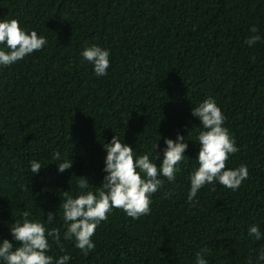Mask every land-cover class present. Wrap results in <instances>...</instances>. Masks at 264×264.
Wrapping results in <instances>:
<instances>
[{"label": "trees", "instance_id": "obj_1", "mask_svg": "<svg viewBox=\"0 0 264 264\" xmlns=\"http://www.w3.org/2000/svg\"><path fill=\"white\" fill-rule=\"evenodd\" d=\"M11 19L47 44L0 66V242L17 243L10 227L27 210L60 230L65 251L49 237L48 254H69L68 264H196L203 248L208 264H256L264 250V0H0V20ZM253 25L261 39L249 46ZM92 44L110 52L105 76L81 56ZM207 97L240 149L226 167L244 164L249 177L236 191L206 184L192 206L203 129L191 112ZM177 133L188 144L185 157L174 182L160 177L149 215L113 209L87 256L63 239V191L75 198L79 176L91 185L85 191L101 186L103 145L113 135L159 166L164 140ZM68 158L71 169L59 172ZM32 160L43 166L37 174ZM48 212H57L52 224ZM253 224L260 240L248 234Z\"/></svg>", "mask_w": 264, "mask_h": 264}, {"label": "clouds", "instance_id": "obj_2", "mask_svg": "<svg viewBox=\"0 0 264 264\" xmlns=\"http://www.w3.org/2000/svg\"><path fill=\"white\" fill-rule=\"evenodd\" d=\"M249 31L252 33L245 43L249 46L257 43L261 37L256 33L259 29L253 25ZM47 44L44 36H39L35 30L30 33L21 28L16 19L0 20V45H6L7 50L0 49V66L9 67L24 59L34 51L42 50ZM84 61L91 63L96 76L107 75L110 67V52L97 44L86 46L81 52ZM191 114L197 117L202 125L198 134L200 150L198 154V167L190 176V190L187 202L195 206V200L199 190L206 184L219 182L222 186L236 191L242 182L248 179L249 169L241 164L232 169L226 164L231 155L240 151L236 146L235 139L224 127L225 116L213 97L205 98L198 106L192 108ZM166 148L163 150V159L159 166L147 154L136 155L134 149L121 141L118 135H113L111 142L103 145L107 155L103 171L106 175L100 187L96 191H85L91 185L87 177L79 176L77 187L80 189L75 198L70 191H63L62 201L59 205L63 210V220L67 225L63 233L65 241L74 240L75 248L85 256L95 250L92 237L96 228L102 221H107L108 214L113 209H122L127 216L139 219L151 212V196L163 187L164 181L174 182L176 173L180 170L177 166L183 161L188 148L185 136L177 133L175 140L166 138ZM156 143L153 152H156ZM155 156V160L159 157ZM53 159L61 160L57 151ZM43 166L36 160L30 161V170L33 174L39 173ZM72 160L65 159L57 164L58 171L63 173L71 169ZM213 190H215L213 188ZM43 212V211H42ZM30 212L25 210L21 213V220H14L10 227V233L15 245L9 239L0 242V260L5 264H68L71 259L69 254L60 256L58 259L49 255V237L56 246L65 251L61 243V234L58 228L49 229L45 223L29 219ZM57 212L47 213V224H52ZM248 234L257 240L261 239L258 225H251ZM208 249L203 248L196 255V264H208L204 258ZM264 261V250L260 251L256 264ZM248 264H253L249 258Z\"/></svg>", "mask_w": 264, "mask_h": 264}]
</instances>
